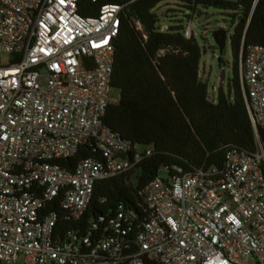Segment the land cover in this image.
Listing matches in <instances>:
<instances>
[{
  "label": "built area",
  "instance_id": "built-area-1",
  "mask_svg": "<svg viewBox=\"0 0 264 264\" xmlns=\"http://www.w3.org/2000/svg\"><path fill=\"white\" fill-rule=\"evenodd\" d=\"M77 3L0 0V56H11L0 66V264H264V46L239 56L252 151L227 149L219 170L155 177L140 222L120 205L103 232L58 230L60 214L82 217L98 182L149 154L131 153L102 121L117 102L113 41L124 6L83 17ZM192 31L190 20L184 37ZM85 145L97 156L57 163Z\"/></svg>",
  "mask_w": 264,
  "mask_h": 264
},
{
  "label": "trees",
  "instance_id": "trees-1",
  "mask_svg": "<svg viewBox=\"0 0 264 264\" xmlns=\"http://www.w3.org/2000/svg\"><path fill=\"white\" fill-rule=\"evenodd\" d=\"M107 4L124 8L113 41L111 89L118 99L107 107L102 121L130 144L131 153L145 149L149 154H141L128 172L98 182L80 219L69 221L60 214L61 233L83 235L94 224L103 232L120 205L140 222L145 218V187L161 169L169 178L219 170L227 149L255 147L239 56L247 47L264 46V0H78L77 11L91 17ZM161 8H166L164 17L158 15ZM199 9L230 12L235 23L229 36L232 78L228 93L219 88L215 99L199 77L201 50L193 36L184 37L186 25ZM177 15L187 23L177 20ZM218 61L223 63L221 58ZM258 137L264 145V130L258 129ZM96 156L93 146L85 145L73 159L57 163L69 169Z\"/></svg>",
  "mask_w": 264,
  "mask_h": 264
},
{
  "label": "rangeland",
  "instance_id": "rangeland-1",
  "mask_svg": "<svg viewBox=\"0 0 264 264\" xmlns=\"http://www.w3.org/2000/svg\"><path fill=\"white\" fill-rule=\"evenodd\" d=\"M229 14L230 12L215 9H199L191 17L193 24L192 36L201 50L199 77L201 81L206 84L209 96L212 99L216 98L219 88L222 89L224 94L228 93V82L232 78L231 71L233 59L229 47V36L233 33L235 23H232ZM158 15L164 17L166 15V8L159 9ZM177 20L186 22L180 15H177ZM215 31H224L226 33L225 53L221 56L215 47L213 38ZM219 58L222 59V64L219 63ZM10 62V55L3 54L0 56V66H7ZM222 73H224V80L220 86V75ZM111 98L117 100L118 93L112 90ZM158 176L162 179H166L167 171L161 169L158 172ZM245 263L252 264L249 261Z\"/></svg>",
  "mask_w": 264,
  "mask_h": 264
},
{
  "label": "water",
  "instance_id": "water-1",
  "mask_svg": "<svg viewBox=\"0 0 264 264\" xmlns=\"http://www.w3.org/2000/svg\"><path fill=\"white\" fill-rule=\"evenodd\" d=\"M215 47L219 52V55L225 53V42H226V33L224 31H215L213 34ZM224 80V73L220 75V83L221 86Z\"/></svg>",
  "mask_w": 264,
  "mask_h": 264
}]
</instances>
